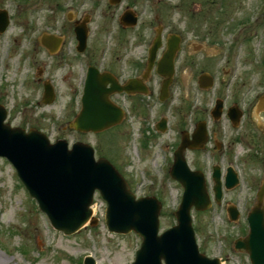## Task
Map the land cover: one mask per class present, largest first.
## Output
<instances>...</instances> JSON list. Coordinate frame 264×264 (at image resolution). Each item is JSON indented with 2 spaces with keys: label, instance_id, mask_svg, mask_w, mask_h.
Here are the masks:
<instances>
[{
  "label": "rangeland",
  "instance_id": "1",
  "mask_svg": "<svg viewBox=\"0 0 264 264\" xmlns=\"http://www.w3.org/2000/svg\"><path fill=\"white\" fill-rule=\"evenodd\" d=\"M260 3L264 0H155V6L147 1L143 6L146 11L141 28L158 14L159 19L168 24L166 32L182 31L188 39L196 35L195 42L206 41L213 55L198 54L197 66H193L192 71L195 78L203 70L225 78L226 73L235 70L238 75L234 78L241 84L243 78H253L256 72L264 15L256 20V12H253L259 10ZM92 7L89 0H0V9L7 10L11 18L7 31L0 34V103L9 110L7 122L13 126L27 130L35 127L45 132L51 141L64 138L70 144L76 141L92 144L96 157L109 159L125 177L132 192L137 196H157L161 200L163 231L176 223L173 212L183 192L168 172L178 142L173 98H170L171 103L161 104L157 96L145 97L143 106L129 113L124 125L99 133L78 132L69 125L78 110L75 98L82 68L73 53V22L67 15L71 13L74 18H81L85 12L90 13ZM245 20L247 27L240 25ZM103 21L93 16L91 43L99 40ZM243 27L246 28L235 38ZM49 32L64 38V44L53 55L39 42L40 36ZM129 37L130 56L140 60L145 53L143 40L131 33ZM103 40L106 45L108 36ZM232 41L237 42L233 47L228 46ZM115 42L110 35L108 45L111 47ZM235 50L236 53L240 50V54L236 55ZM110 51H106L108 61ZM39 69L45 70L40 76ZM44 80H51L55 86V102L50 105L42 103ZM250 90L244 87L246 98ZM206 95V92L198 94V102ZM139 102L136 97L135 103ZM164 116L170 125L165 132H156V123ZM251 125V129L244 126L245 137L240 140L235 137H241V132L230 130L234 140L225 158L210 157L201 151L189 153L187 157L192 168L206 173L210 191L213 164L232 165L240 174V184L225 190L222 203L214 204L205 212L193 211L201 252L222 257L223 264H250L246 253L234 249V240L249 230L246 215L257 202V189L264 184V137ZM94 202L98 223L65 235L51 226L21 185L13 165L0 157V258L7 260L0 264H83L86 255H92L97 264H130L141 237L135 232H110L105 224V200L98 194ZM228 204L239 207L238 220L230 221L226 217Z\"/></svg>",
  "mask_w": 264,
  "mask_h": 264
},
{
  "label": "water",
  "instance_id": "2",
  "mask_svg": "<svg viewBox=\"0 0 264 264\" xmlns=\"http://www.w3.org/2000/svg\"><path fill=\"white\" fill-rule=\"evenodd\" d=\"M8 24L7 13L0 11V32ZM76 31L83 49L87 38L86 27L78 26ZM46 41L52 42L49 38ZM176 50L177 41L170 44L162 65L165 70L161 69L170 76ZM46 89L44 99L51 102L54 99L53 88L47 84ZM115 89L121 88L116 86ZM109 91L111 89H107L105 82L92 71L86 83L82 110L72 126L81 131L96 132L117 123L122 113L109 101ZM6 117L7 110L0 104V156H6L14 164L20 178L37 198L55 228L71 234L84 226L92 215L90 205L94 192L99 189L108 204L105 218L109 230L123 233L135 230L143 237L132 264H162V258L166 264H220L219 259H209L198 250L190 210L193 205L197 209H206L210 201L203 173L190 171L184 160L185 144L177 151L171 171L186 188L182 204L176 212L179 223L159 236L161 204L157 198L147 196L136 199L123 176L106 158L95 159L91 145L76 142L70 149L64 139L51 143L43 132L36 129L26 132L5 123ZM162 125H165L164 121ZM214 177L217 200H220L222 191L218 169ZM236 183V175L230 170L227 186L232 187ZM258 196L259 202H262L263 191ZM231 216L236 219L237 211L232 210ZM91 223H96V220ZM249 224L250 233L243 240H238L236 247L247 250L252 264H264V209L261 203L250 212ZM85 264H95V260L88 256Z\"/></svg>",
  "mask_w": 264,
  "mask_h": 264
},
{
  "label": "flooded vegetation",
  "instance_id": "3",
  "mask_svg": "<svg viewBox=\"0 0 264 264\" xmlns=\"http://www.w3.org/2000/svg\"><path fill=\"white\" fill-rule=\"evenodd\" d=\"M147 1H152V4L155 5V0H121L116 4H112L110 0H92L90 2L94 9L90 13L85 12L81 18H75L73 21V30L77 21L88 22V43L84 52L79 55L81 59L88 60L90 65L95 66L101 73H109L115 82L120 85H125L130 79L136 78L138 82L131 88L140 90L142 87L141 89L144 88L148 92L147 94L116 92L110 95L111 100L125 110V117L121 125L126 123L129 113L136 107L143 106L142 102L145 97L151 99L156 95L159 100L161 99L163 83L166 78V76L160 74L158 66L159 58L167 48L171 33L166 32L165 22L159 19L158 14L155 15V20L149 22V25L141 28L146 11L143 6ZM125 13L127 16L123 17ZM94 15L104 21L99 28V40L91 43V24ZM133 18L137 19V24L128 25ZM158 31L162 35V48L150 64L149 49ZM109 32H112L111 35L116 42L115 45L107 47L111 50V54H109L111 59L108 61L103 38ZM129 33L135 34L136 38L143 40L145 46L143 52H146V54L141 55L140 60L130 56L132 47H130L131 45L128 46L131 41ZM174 34L179 37V49L175 58L173 81L169 88V97L163 102L160 101V103H171L170 98H173L178 142H181L183 137L192 140L198 124L202 121L207 123L208 129V143L205 145V149L215 147V150H219L226 155L231 141L234 140L230 135L231 129L241 132V137H235V139L240 140L245 137L244 126L251 129V124H253L257 134L264 137V56L260 50L257 52L256 72L253 78L246 80L243 78L240 84L238 79L235 80L238 75L235 70L226 73L228 75L226 78L210 73L212 86L207 88L206 85L209 84V80L202 78L201 82V77L208 70L201 71L196 78L192 71L194 70L193 66L194 68L197 66L198 54H205L206 57L213 55L210 46L206 41L195 42L196 35L193 38L189 36L188 39L186 33H182V31L174 32ZM44 71L40 70V73ZM111 86L112 83H109L108 87ZM245 86L248 90L251 89L248 98L244 93ZM171 88H173V92ZM204 92L207 95L203 97V103L198 102L197 95H203ZM136 97L140 100L137 104L135 103ZM217 102H221V106L217 118H215L214 113ZM79 106H81V102L77 104V108ZM252 116H254V120L251 122ZM187 151L197 152V150Z\"/></svg>",
  "mask_w": 264,
  "mask_h": 264
},
{
  "label": "bare ground",
  "instance_id": "4",
  "mask_svg": "<svg viewBox=\"0 0 264 264\" xmlns=\"http://www.w3.org/2000/svg\"><path fill=\"white\" fill-rule=\"evenodd\" d=\"M94 213L96 214L97 213V210L96 209H94ZM7 260H1V258H0V263H4V262H6Z\"/></svg>",
  "mask_w": 264,
  "mask_h": 264
}]
</instances>
